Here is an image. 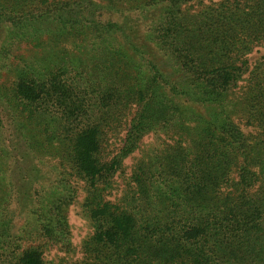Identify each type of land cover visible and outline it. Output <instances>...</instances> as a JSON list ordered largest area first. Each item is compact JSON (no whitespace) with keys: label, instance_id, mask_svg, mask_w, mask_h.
Segmentation results:
<instances>
[{"label":"trees","instance_id":"obj_1","mask_svg":"<svg viewBox=\"0 0 264 264\" xmlns=\"http://www.w3.org/2000/svg\"><path fill=\"white\" fill-rule=\"evenodd\" d=\"M259 47L264 0H0V264H264Z\"/></svg>","mask_w":264,"mask_h":264},{"label":"rangeland","instance_id":"obj_2","mask_svg":"<svg viewBox=\"0 0 264 264\" xmlns=\"http://www.w3.org/2000/svg\"><path fill=\"white\" fill-rule=\"evenodd\" d=\"M260 55H264V48L259 47L256 49V52H254L251 55V59L254 60L255 57H260ZM245 129V127H244ZM247 132L250 131V129H246ZM80 210L79 208H74V210L71 213V222L73 224L74 227V231H75V246L77 248V258L81 256L80 254V248H81V242L82 240L92 232V228H90V225L88 224V221L85 220L81 215H80ZM58 255H62V253L57 250V248H54L50 255H49V259L54 258Z\"/></svg>","mask_w":264,"mask_h":264}]
</instances>
